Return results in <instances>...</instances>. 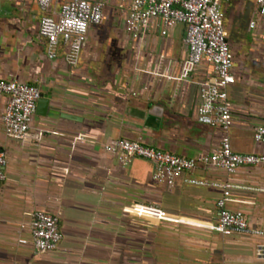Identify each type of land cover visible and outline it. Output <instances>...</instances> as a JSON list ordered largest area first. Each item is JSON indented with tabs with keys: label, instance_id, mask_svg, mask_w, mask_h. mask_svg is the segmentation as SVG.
I'll use <instances>...</instances> for the list:
<instances>
[{
	"label": "crops",
	"instance_id": "crops-1",
	"mask_svg": "<svg viewBox=\"0 0 264 264\" xmlns=\"http://www.w3.org/2000/svg\"><path fill=\"white\" fill-rule=\"evenodd\" d=\"M103 1V20L89 28L71 63L62 42L49 56L38 32L41 17L58 2L42 10L35 0H0V78L30 83L48 96L21 141L3 132L7 96L0 95V149L7 157L0 264H264L256 255L264 235L211 229L216 200L223 198L264 230V162L232 174L199 163L168 186L152 178L151 162L135 156L122 162L105 150L109 140L126 138L196 157L212 152L221 132L196 118L199 83L212 77L211 67L202 62L178 78L187 55L184 25L152 19L135 38L125 30L127 8ZM221 8L235 77L228 88L231 148L264 155V143L254 139L264 123V16L256 15L254 0H221ZM146 206L172 219L141 213ZM37 209L58 218L62 238L53 251L39 252L30 241Z\"/></svg>",
	"mask_w": 264,
	"mask_h": 264
},
{
	"label": "built area",
	"instance_id": "built-area-1",
	"mask_svg": "<svg viewBox=\"0 0 264 264\" xmlns=\"http://www.w3.org/2000/svg\"><path fill=\"white\" fill-rule=\"evenodd\" d=\"M257 6L256 15L264 16V0H254ZM42 10L51 9L52 2H58V9L51 15L41 17L38 32L46 38L49 56L59 42L68 47V59L74 62L92 25L101 23L104 17L103 0H35ZM120 7L127 8L124 19L125 30L137 38L149 25L152 19L160 20L165 27L181 23L185 27L184 42L187 55L182 63L180 78L188 74L200 63L208 64L212 77L199 83L200 104L196 118L199 122L216 127L221 132L218 146L210 153L196 157H186L163 151L144 144L141 140L115 138L109 140L104 148L116 153L122 162L130 156L139 157L154 165L152 178L168 186L185 173L192 172L199 163L213 164L234 173L242 166H255L264 162V155L255 153H238L231 148L228 131L233 116L229 101L228 88L234 83L232 73L233 54L228 42L227 29L221 8V0H118ZM254 25V21L251 22ZM165 31L162 30V33ZM0 95L7 96L1 123L7 137L26 140L34 117L37 100L41 97L38 87L17 79L0 78ZM254 139L264 143V123L254 132ZM7 157L0 149V181L6 178ZM196 185H203V180L194 177L185 179ZM230 185L226 184L224 187ZM218 216L211 229L223 235L241 234L261 237L264 230L253 227L245 214L239 210H230L223 198L216 200ZM141 213L161 220H171L163 211L146 206ZM30 241L39 252L53 251L58 247L62 233L58 226L57 216L44 210L33 211L29 222ZM25 243V239H20ZM256 255L264 259V242L256 247Z\"/></svg>",
	"mask_w": 264,
	"mask_h": 264
},
{
	"label": "water",
	"instance_id": "water-1",
	"mask_svg": "<svg viewBox=\"0 0 264 264\" xmlns=\"http://www.w3.org/2000/svg\"><path fill=\"white\" fill-rule=\"evenodd\" d=\"M48 102V96L47 95H42L36 103V111L38 110V108H45L46 104Z\"/></svg>",
	"mask_w": 264,
	"mask_h": 264
},
{
	"label": "rangeland",
	"instance_id": "rangeland-1",
	"mask_svg": "<svg viewBox=\"0 0 264 264\" xmlns=\"http://www.w3.org/2000/svg\"><path fill=\"white\" fill-rule=\"evenodd\" d=\"M92 26H94V25H92ZM98 26H100V25H98ZM229 36H231V34H229Z\"/></svg>",
	"mask_w": 264,
	"mask_h": 264
}]
</instances>
